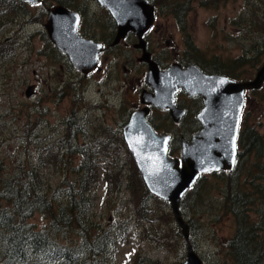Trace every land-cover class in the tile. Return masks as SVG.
Masks as SVG:
<instances>
[{"label":"rangeland","instance_id":"obj_1","mask_svg":"<svg viewBox=\"0 0 264 264\" xmlns=\"http://www.w3.org/2000/svg\"><path fill=\"white\" fill-rule=\"evenodd\" d=\"M66 1L75 6L84 5L93 11L98 10L101 20L107 19L108 15L97 0ZM210 1L192 0L186 22L188 33L182 29L183 33L174 23L180 25L174 20L171 0H155L154 3L162 19L159 23L169 24L182 49H186V39L191 36L195 47L202 52L201 58L198 57L200 63L216 55L232 64L243 58L247 65L246 80L254 79L263 62L253 68L251 66L256 61L247 64L252 57L245 56L253 42L260 43L264 37V0ZM167 6L171 7V12ZM253 6L257 12L256 20H244L242 17H249V7L253 9ZM22 11L24 15L20 7L15 8L11 17L14 19L6 23V20L2 21L0 9V39L12 46L10 50V45L0 49V55H3L0 57V163L7 175L13 173L18 163L38 167L46 187L51 186V193L68 176L52 162L54 149L66 137L67 127L63 126V121L71 120L74 116L81 119L85 107L92 108L91 116L94 119L98 114L95 107L100 97L97 94L98 86L94 85L93 94L87 97L89 102L85 105L81 95L83 90L79 85L80 73L66 66L64 59L55 52L49 53L48 43L44 40L46 10L38 5L22 8ZM236 21H239V25L234 24ZM241 21L251 25L242 24ZM254 22L258 24L256 28ZM33 86L35 94L27 98L26 92ZM250 96L256 106L254 108V104L251 105L253 118L250 124H256L257 131L264 135V86L260 92H252ZM94 128L84 130L88 136L82 135L78 144L96 143ZM117 149L119 146L105 151L118 152ZM98 159L102 160L101 164L108 161L102 157ZM80 160L76 158L75 163L78 164ZM105 170L110 169L103 167L100 171L103 182L93 194L91 219H100L103 226L107 227L105 229L117 228L124 237L109 264H184L189 246L201 256L205 264H230L226 247L236 226L232 215L220 209L221 194L228 184L209 176L204 187L208 193L201 192L203 199L198 201L199 198L193 192L188 196L182 207V214L190 227L187 240L169 204L157 198L147 201L142 183L136 176L123 184L117 196L116 191L109 190L108 183H105ZM234 173L221 175L229 177ZM123 174L127 176V173ZM241 181H245V175L241 176ZM31 223L40 229L47 221L38 214Z\"/></svg>","mask_w":264,"mask_h":264},{"label":"trees","instance_id":"obj_2","mask_svg":"<svg viewBox=\"0 0 264 264\" xmlns=\"http://www.w3.org/2000/svg\"><path fill=\"white\" fill-rule=\"evenodd\" d=\"M44 1L49 5L57 0ZM190 3L182 4L177 9L176 4L173 8L183 19L179 21V26L185 33H188L185 18L191 10ZM17 7L24 15L22 8L28 5L19 0H0L2 21L11 23ZM247 15L249 17L242 18L246 21L248 18L256 20L254 6L253 9L249 7ZM234 24L239 25V21ZM253 25L256 28L258 24ZM188 38L191 46H194L191 36ZM5 45H10L8 50L12 49L10 43L0 39V49H5ZM248 55L252 58L247 64L256 61L251 67H258L261 62L264 64V37L260 43L253 42L245 58ZM75 117L64 120L66 137L61 139L52 154L56 168L63 169L68 176L51 193V186L46 187L38 167L18 163L13 173L7 175L0 163V264H109L124 237L117 228L105 229L107 227L100 219H91L93 194L103 182L100 179L103 167L110 169L105 170V183H108L109 190L116 191L117 196L123 184L136 176L142 183L147 201L154 198L145 189L127 148L119 147L118 152H99L89 145L78 144L84 130L80 124L72 121ZM249 132L245 131L244 149L238 155L235 173L229 177L211 175L212 179L215 177L218 182L228 184L221 194L220 209L232 215L236 226L226 247L230 264H264V135L255 128ZM99 157L108 161L101 164ZM76 158L81 159L78 164L75 163ZM123 172L127 173L126 177ZM242 175H245L243 183ZM208 178L200 179L192 191L199 198L198 201L203 199L201 192L208 193L204 188ZM187 198L183 199L182 206ZM38 214L47 221L40 229L31 223Z\"/></svg>","mask_w":264,"mask_h":264},{"label":"water","instance_id":"obj_3","mask_svg":"<svg viewBox=\"0 0 264 264\" xmlns=\"http://www.w3.org/2000/svg\"><path fill=\"white\" fill-rule=\"evenodd\" d=\"M38 5L43 0H24ZM113 16L119 27L117 42L133 31L139 37L151 28L155 9L146 0H98ZM80 16L62 6L50 10L44 25L54 44L66 53L72 65L90 74L98 64L102 46L80 37ZM147 58V57H146ZM149 85L155 94L146 95L144 103L161 109H170L173 118L182 114L174 107V94L179 89L190 95L201 96L205 110L199 115L202 131L192 142L184 141L181 159L168 155L170 135L157 134L147 123L149 110L137 112L124 129L125 141L149 191L168 202L183 235L189 239V225L181 213V202L202 174L232 172L238 159L240 116L245 104V92L264 86V64L251 81L234 82L219 76H208L198 68L161 73L151 64ZM34 87L26 97L34 95ZM184 264H205L201 256L188 247Z\"/></svg>","mask_w":264,"mask_h":264},{"label":"flooded vegetation","instance_id":"obj_4","mask_svg":"<svg viewBox=\"0 0 264 264\" xmlns=\"http://www.w3.org/2000/svg\"><path fill=\"white\" fill-rule=\"evenodd\" d=\"M146 1L155 9V18L150 30L142 37L130 31L119 42H117L119 35L118 24L111 13L101 6L98 0V4L108 15L105 21H102L99 17L98 10L93 11L92 8L84 5L75 6L66 0H57L46 5L45 1H42L41 6L46 10L47 18L50 10L56 6H62L71 12L78 13L80 16L78 30L80 37L102 46V51L98 56V64L94 71L88 75L72 65L69 56L54 44L46 30L45 41L48 43L49 53L55 52L59 58L64 59L66 66L80 73L81 82L79 81V85H81L83 90L81 95L85 105L89 102L87 97L93 94V86H98L97 94L100 100L95 107L98 114H94L93 119V116H91L92 108L85 107L84 116L81 119L75 117L72 120L80 124L82 130L85 131L95 127L96 143L89 142L91 144H85L86 146L89 145L93 150L100 152L102 150H113L118 146L127 148L135 162L133 154L125 141L124 129L137 112L149 110V115L146 118L147 123L157 134L170 135L168 155L172 158L181 159L184 141L192 142L194 137L203 129L199 115L205 110V101L203 97L190 95L184 89L176 91L174 94V107L182 114L176 117L177 121L173 118L170 109H161L145 104L143 101L144 97L149 94H155L154 89L149 85L151 64L156 65L161 73L174 72L175 67H178L181 71H188L190 68L196 67L205 75L219 76L234 82L248 81L246 80V65L243 58H240L239 63L232 64V62L228 63L223 60L220 55H216L211 59H204V62L200 63L198 57L202 52L197 47H194L195 45L191 46L188 37L186 39V49H182L171 32L169 24L159 23L162 19L158 15V7L154 3L155 0ZM171 2H173L172 8L167 6V9L170 11L171 8L175 16L174 20L180 24L179 21H183V19L176 11H173V8L176 4L177 9L182 4L190 3V0H171ZM191 4L192 0L190 6ZM185 20H188V16ZM174 23L178 28H182L176 22ZM63 67L64 65H62ZM261 89L245 92V104L240 116L237 143L239 153L244 149L245 131L249 134V131L256 129V124L255 126L250 124L253 118V107L251 105L253 106L254 104V108L256 107L255 102H251L250 95L252 92H260ZM62 124L67 127L64 121ZM85 136L88 135L86 134ZM235 171L234 169L232 172L221 171L202 174L197 182L200 179L208 178L212 174H232ZM142 180L149 194L156 198L157 196L149 191L143 177ZM194 186L188 190L185 198L191 195L190 193L193 191Z\"/></svg>","mask_w":264,"mask_h":264}]
</instances>
